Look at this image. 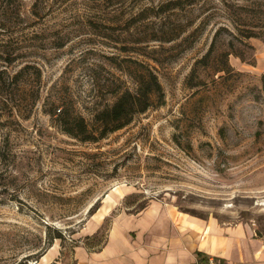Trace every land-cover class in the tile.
I'll list each match as a JSON object with an SVG mask.
<instances>
[{
	"label": "rangeland",
	"instance_id": "obj_1",
	"mask_svg": "<svg viewBox=\"0 0 264 264\" xmlns=\"http://www.w3.org/2000/svg\"><path fill=\"white\" fill-rule=\"evenodd\" d=\"M8 10L0 264H76V247L102 243L112 215L153 201L264 236V0H12ZM148 71L163 97L128 125L89 141L63 130L66 111L98 136L99 112ZM111 191L123 197L91 240L84 228Z\"/></svg>",
	"mask_w": 264,
	"mask_h": 264
},
{
	"label": "crops",
	"instance_id": "obj_2",
	"mask_svg": "<svg viewBox=\"0 0 264 264\" xmlns=\"http://www.w3.org/2000/svg\"><path fill=\"white\" fill-rule=\"evenodd\" d=\"M122 197L111 191L93 221L87 223L84 230L92 235L91 240L99 235L94 232ZM179 213L162 201H153L135 213L120 211L111 216L102 243L76 247V264H196L199 252L201 257L228 264H264V236H258L252 227ZM58 252L52 246L42 260L48 263Z\"/></svg>",
	"mask_w": 264,
	"mask_h": 264
},
{
	"label": "trees",
	"instance_id": "obj_3",
	"mask_svg": "<svg viewBox=\"0 0 264 264\" xmlns=\"http://www.w3.org/2000/svg\"><path fill=\"white\" fill-rule=\"evenodd\" d=\"M6 1V3L0 5V18L6 17L7 12H9L8 9L12 5V0ZM1 25L6 27L5 24ZM153 95L163 97V89L158 76L152 71H148L147 74H144L142 78L137 80V88L135 91L127 89L121 92L111 107L99 112L98 119L101 121L102 130L98 136H95L90 131L83 117H70L66 111L60 114L61 119L64 121L63 130L72 136L79 137L83 141L103 138L107 133L125 127L133 120L136 114L142 113L150 108L153 105ZM143 208L144 206L139 210ZM198 256V262H205L208 259L207 257H201L200 252Z\"/></svg>",
	"mask_w": 264,
	"mask_h": 264
},
{
	"label": "built area",
	"instance_id": "obj_4",
	"mask_svg": "<svg viewBox=\"0 0 264 264\" xmlns=\"http://www.w3.org/2000/svg\"><path fill=\"white\" fill-rule=\"evenodd\" d=\"M196 264H228L221 259L209 257L205 262H198Z\"/></svg>",
	"mask_w": 264,
	"mask_h": 264
}]
</instances>
